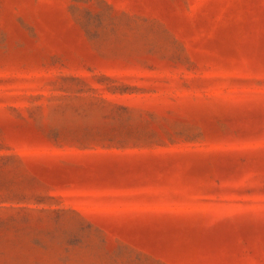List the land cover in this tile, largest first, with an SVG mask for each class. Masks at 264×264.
I'll return each mask as SVG.
<instances>
[{
  "label": "rangeland",
  "instance_id": "1",
  "mask_svg": "<svg viewBox=\"0 0 264 264\" xmlns=\"http://www.w3.org/2000/svg\"><path fill=\"white\" fill-rule=\"evenodd\" d=\"M0 264H264V0H0Z\"/></svg>",
  "mask_w": 264,
  "mask_h": 264
}]
</instances>
